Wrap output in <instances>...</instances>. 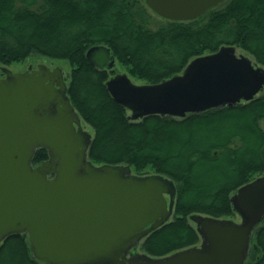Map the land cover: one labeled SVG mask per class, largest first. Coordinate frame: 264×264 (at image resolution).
Instances as JSON below:
<instances>
[{
	"label": "water",
	"instance_id": "1",
	"mask_svg": "<svg viewBox=\"0 0 264 264\" xmlns=\"http://www.w3.org/2000/svg\"><path fill=\"white\" fill-rule=\"evenodd\" d=\"M224 1L144 0L152 12L174 21L196 19ZM236 48L223 45L197 56L157 83L135 84L119 73L105 85L117 103L132 111L133 120L155 114L183 118L233 106L252 100L264 87V67L237 55ZM86 58L101 70H114L116 58L104 44L91 46ZM2 70L0 244L24 232L33 256L53 264L244 263L251 234L264 218V173L231 195L239 222L191 214L199 245L162 257L129 254L172 216L174 182L161 174L134 175L130 165L93 164L87 157L91 136L82 129L64 83L58 90L46 83L44 65L31 72ZM38 148L47 150L48 159L33 165Z\"/></svg>",
	"mask_w": 264,
	"mask_h": 264
},
{
	"label": "trees",
	"instance_id": "2",
	"mask_svg": "<svg viewBox=\"0 0 264 264\" xmlns=\"http://www.w3.org/2000/svg\"><path fill=\"white\" fill-rule=\"evenodd\" d=\"M151 13L144 0H0V64L32 55L66 60L67 94L93 130L88 159L148 168L174 182L172 218L139 243L145 254L162 257L200 243L191 214L235 216L231 195L264 173V94L183 118L155 114L135 121L109 94V72L92 65L86 51L106 45L130 76L146 83L178 74L223 45L242 48L264 67V0H225L196 19L156 26ZM47 157L38 148L32 163ZM250 242L245 264H264V218ZM0 264L53 263L37 260L21 232L0 244Z\"/></svg>",
	"mask_w": 264,
	"mask_h": 264
},
{
	"label": "rangeland",
	"instance_id": "3",
	"mask_svg": "<svg viewBox=\"0 0 264 264\" xmlns=\"http://www.w3.org/2000/svg\"><path fill=\"white\" fill-rule=\"evenodd\" d=\"M151 24L153 26H156L157 24H161V23H165L167 19H164L160 16H158L157 14H155L154 12L151 13ZM236 54L237 55H245V56H248L250 57L253 62L255 64H257L254 59L246 52L244 51L242 48L238 47L236 48ZM41 62H53L54 65H58L62 68L64 74L69 77V73H70V70H71V67L69 65V63L66 61V60H56V59H50V58H47V57H44V56H40V55H32L30 56L29 58H27L26 60H23L22 62H13L9 65H3V64H0V78L2 76V73H3V67L11 70V71H19V70H25L27 68V66L32 63L33 65H36L38 63H41ZM259 65V64H257ZM260 66V65H259ZM114 70L112 72V75L113 74H119V73H124V74H127L129 76V78L131 79V81L135 84H144L146 83L144 80L142 79H136V78H133L132 76H130L127 72V69L121 65L117 60H116V63H115V66H114ZM263 67V66H262ZM111 74V73H110ZM264 94V87L262 88V90L258 93L257 96L259 95H262ZM84 128L86 130L87 133H90V135L93 133V130L92 128L84 123ZM96 165V164H95ZM131 173L134 174V175H137V176H144V175H150V174H154V172H152L151 169H144L142 171H136L134 169L131 168ZM258 177V176H257ZM255 179V178H254ZM168 198V197H167ZM230 219H233L235 220L236 222H239L241 219H240V216L239 215H235L233 217H231ZM199 245V244H197ZM131 253L132 254H145L140 248H139V245L137 247H135L133 250H131Z\"/></svg>",
	"mask_w": 264,
	"mask_h": 264
},
{
	"label": "flooded vegetation",
	"instance_id": "4",
	"mask_svg": "<svg viewBox=\"0 0 264 264\" xmlns=\"http://www.w3.org/2000/svg\"><path fill=\"white\" fill-rule=\"evenodd\" d=\"M26 60V59H25ZM40 65H44V66H46L47 67V71H49V72H47L46 73V75L48 76L47 77V79H46V83H48V84H52L54 87H55V89L56 90H58L59 89V87H60V84L61 83H64V85L66 86V91H65V95H67L68 96V94H67V86H68V77L64 74V72H63V70H62V68L60 67V66H58V65H54V63L53 62H41V63H38V64H36V65H33L32 63H30L28 66H27V68L25 69V70H19V71H14V72H25V71H29V72H31V71H34V70H37L38 69V67L40 66ZM56 68H59L60 69V71L59 72H55V69ZM115 68V67H114ZM106 71H108L109 72V78L111 77V76H113V75H115V74H113L112 75V72H113V70L111 71V70H106ZM5 76V72H3L2 73V76L1 77H4ZM108 78V79H109ZM107 79V80H108ZM106 80V81H107ZM106 83V82H105ZM68 98H69V96H68ZM70 100V99H69ZM71 102V101H70ZM72 104V103H71ZM56 105H58V107H61V103H59V104H56ZM55 105H51L50 106V109L51 110H55ZM74 107V106H73ZM75 109V108H74ZM127 109V108H126ZM76 110V109H75ZM129 110V109H128ZM131 111V110H130ZM41 112L43 113V114H46V113H48L46 110H41ZM76 112H77V110H76ZM77 114H78V116H79V118H80V125H81V127H82V129L83 130H85V128H84V123H86L83 119H82V117L79 115V113L77 112ZM131 114H132V111H131ZM133 120V119H132ZM139 120V119H138ZM135 121H137V120H135ZM87 124V123H86ZM74 125H75V127H76V129H77V124H76V122H74ZM86 131V130H85ZM90 134V133H89ZM91 136V138H90V140L92 139V137H93V133L90 135ZM47 151V150H46ZM47 155H48V152H47ZM47 159H48V157H47ZM46 159V160H47ZM45 160V161H46ZM44 162V161H43ZM42 163V162H41ZM40 164V163H39ZM94 164V163H93ZM33 165H38V164H33ZM97 165V164H96ZM123 165V164H122ZM131 167V166H130ZM154 174H158V173H154ZM167 197H169V196H167ZM237 214V213H236ZM238 215V214H237ZM172 216H173V214H172ZM172 216L170 217V219L172 218ZM169 219V220H170ZM168 220V221H169ZM167 221V222H168ZM261 222V221H260ZM194 223V222H193ZM195 224V223H194ZM257 227V226H256ZM255 227V228H256ZM254 231V230H253ZM253 233V232H252ZM144 238V237H143ZM142 238V239H143ZM141 239V240H142ZM3 242V241H2ZM141 242V241H140ZM200 243H201V241H200ZM199 243V244H200ZM139 245V244H138ZM250 247H251V242H250ZM134 249V248H133ZM133 249H131V250H133ZM131 250H130V253L129 254H132L131 253ZM249 250H250V248H249ZM248 255H249V251H248ZM247 259H248V256H247V258H246V260L244 261V263L243 264H245V262L247 261Z\"/></svg>",
	"mask_w": 264,
	"mask_h": 264
}]
</instances>
